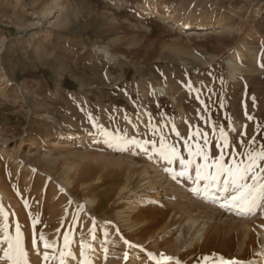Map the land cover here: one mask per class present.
<instances>
[{"label": "rangeland", "instance_id": "obj_1", "mask_svg": "<svg viewBox=\"0 0 264 264\" xmlns=\"http://www.w3.org/2000/svg\"><path fill=\"white\" fill-rule=\"evenodd\" d=\"M262 147L264 0H0V264H264Z\"/></svg>", "mask_w": 264, "mask_h": 264}, {"label": "snow or ice", "instance_id": "obj_2", "mask_svg": "<svg viewBox=\"0 0 264 264\" xmlns=\"http://www.w3.org/2000/svg\"><path fill=\"white\" fill-rule=\"evenodd\" d=\"M206 159V157H204ZM247 160L249 163L246 167H240L239 165H234L230 168H225L222 164H217V176L224 175L226 179L224 180L223 191H228L229 186L232 187V191L237 192V195L232 196L230 200H226L225 204L221 205L222 207L226 205H231L240 208L241 211H251L258 205L259 200H264V183H260L257 186L253 184L243 183L247 173L251 172L253 168L260 167L258 161H264V147L262 150L256 153H249L247 155ZM191 163V161H190ZM261 172H264V168H260ZM213 181L216 180V176L212 177ZM253 180H256V176L252 177ZM40 239L45 240L43 235ZM125 243H128L125 241ZM44 246L46 248L51 247L48 243L45 242ZM27 253L24 249L19 248L18 243L12 244L9 243L8 250L4 252V259L9 262V264H30V261L27 260ZM165 259H170L165 257ZM83 264H89L88 261H84ZM179 264V262H177Z\"/></svg>", "mask_w": 264, "mask_h": 264}, {"label": "bare ground", "instance_id": "obj_3", "mask_svg": "<svg viewBox=\"0 0 264 264\" xmlns=\"http://www.w3.org/2000/svg\"><path fill=\"white\" fill-rule=\"evenodd\" d=\"M130 197H133V196H130ZM134 198V197H133ZM142 201V200H141ZM140 200H136V199H131V200H129L128 202L130 203V204H134V208H135V204L137 205V203L136 202H141ZM188 223H189V225L190 226H195L196 225V221L193 219H190V220H188ZM203 229L204 228H200V229H198L197 231H196V233H195V237L192 239V241L191 242H189V244L191 245L192 243H193V241H195V240H198V239H200L201 237H202V233H203ZM181 231H179L176 235H175V237H174V244H175V247L177 248L178 247V245H179V243H180V237H181V233H180ZM262 237H263V242H264V235H262ZM179 242V243H178ZM175 248V249H176ZM263 263V262H262Z\"/></svg>", "mask_w": 264, "mask_h": 264}]
</instances>
